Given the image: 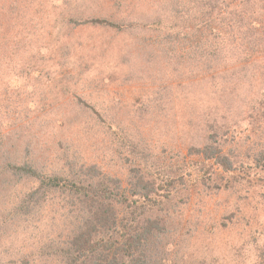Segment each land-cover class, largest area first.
Returning a JSON list of instances; mask_svg holds the SVG:
<instances>
[{
  "label": "rangeland",
  "instance_id": "1",
  "mask_svg": "<svg viewBox=\"0 0 264 264\" xmlns=\"http://www.w3.org/2000/svg\"><path fill=\"white\" fill-rule=\"evenodd\" d=\"M29 169L161 189L157 264H264V0H0V264H66L87 205Z\"/></svg>",
  "mask_w": 264,
  "mask_h": 264
},
{
  "label": "trees",
  "instance_id": "2",
  "mask_svg": "<svg viewBox=\"0 0 264 264\" xmlns=\"http://www.w3.org/2000/svg\"><path fill=\"white\" fill-rule=\"evenodd\" d=\"M14 169L23 171L24 167L15 165ZM29 172L40 187L70 193L87 205V215L72 230L74 237L69 241L71 250L65 257L66 264H157L158 249L149 238L161 229L160 216L151 215V204L160 203L157 200L161 189L141 179L142 185L138 181L132 189L136 192L130 193L129 198L117 180L101 175H94L89 181L84 175L73 181L40 177L30 169ZM121 212L122 217L118 215Z\"/></svg>",
  "mask_w": 264,
  "mask_h": 264
}]
</instances>
